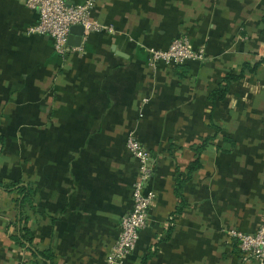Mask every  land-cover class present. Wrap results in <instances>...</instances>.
I'll use <instances>...</instances> for the list:
<instances>
[{
    "label": "crops",
    "instance_id": "1",
    "mask_svg": "<svg viewBox=\"0 0 264 264\" xmlns=\"http://www.w3.org/2000/svg\"><path fill=\"white\" fill-rule=\"evenodd\" d=\"M91 16L111 29L62 57L29 31L35 10L0 0V264H106L137 177L129 129L155 197L124 264H253L227 231L264 215V0H99ZM182 35L204 59L150 67Z\"/></svg>",
    "mask_w": 264,
    "mask_h": 264
},
{
    "label": "built area",
    "instance_id": "2",
    "mask_svg": "<svg viewBox=\"0 0 264 264\" xmlns=\"http://www.w3.org/2000/svg\"><path fill=\"white\" fill-rule=\"evenodd\" d=\"M22 1L38 13L37 22L29 31L48 35L54 51L62 57L71 51L82 50L80 45L68 44L71 26H83L82 39L88 31L111 29L91 16L99 0H83L80 3H71L69 0ZM148 53L150 67H155L157 63L177 66L188 61H201L205 57V49L194 47L185 35L174 37L164 49L149 47ZM142 100L144 102L146 98ZM125 146L137 163V177L132 184L131 209L120 220V231L106 254V264H124L126 257L136 250L139 231L146 225L148 210L155 197L154 192L147 187L152 174L150 155L135 130L129 129L126 132ZM227 234L236 244L242 261L264 264V215L255 231L244 232L231 228Z\"/></svg>",
    "mask_w": 264,
    "mask_h": 264
},
{
    "label": "trees",
    "instance_id": "3",
    "mask_svg": "<svg viewBox=\"0 0 264 264\" xmlns=\"http://www.w3.org/2000/svg\"><path fill=\"white\" fill-rule=\"evenodd\" d=\"M2 142H3V137L0 135V144ZM14 185H16V184H12V183H10V185L6 184L5 188L10 189L11 186L14 187ZM17 189H18V187H17ZM22 193L24 194L23 198H22V202H24L25 200L30 201L31 198H29V197H33V187L32 186H28V187L22 186ZM29 204H31V203H29ZM18 240H24V241L28 242L29 244H31L32 237L30 236V233H28V231L26 230L25 233H23L22 235H20L18 237ZM21 243H23V242H21ZM33 254L36 257L42 259L41 264H52L51 256L46 251H36V252H33ZM32 264H37V263L33 262Z\"/></svg>",
    "mask_w": 264,
    "mask_h": 264
},
{
    "label": "water",
    "instance_id": "4",
    "mask_svg": "<svg viewBox=\"0 0 264 264\" xmlns=\"http://www.w3.org/2000/svg\"><path fill=\"white\" fill-rule=\"evenodd\" d=\"M83 33H84V28L82 25L71 26L70 33L68 36V44L72 46H79L82 41Z\"/></svg>",
    "mask_w": 264,
    "mask_h": 264
}]
</instances>
